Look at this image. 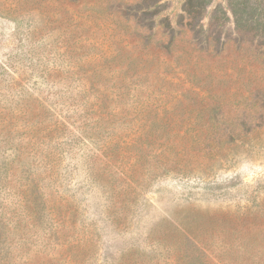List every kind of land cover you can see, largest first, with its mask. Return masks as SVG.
Here are the masks:
<instances>
[{
  "label": "rangeland",
  "instance_id": "374dc122",
  "mask_svg": "<svg viewBox=\"0 0 264 264\" xmlns=\"http://www.w3.org/2000/svg\"><path fill=\"white\" fill-rule=\"evenodd\" d=\"M186 2L0 0V264H264V38Z\"/></svg>",
  "mask_w": 264,
  "mask_h": 264
},
{
  "label": "trees",
  "instance_id": "16d2710c",
  "mask_svg": "<svg viewBox=\"0 0 264 264\" xmlns=\"http://www.w3.org/2000/svg\"><path fill=\"white\" fill-rule=\"evenodd\" d=\"M213 0H187L184 12L193 19L201 17ZM235 27L264 38V1L228 0Z\"/></svg>",
  "mask_w": 264,
  "mask_h": 264
}]
</instances>
